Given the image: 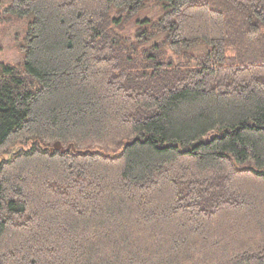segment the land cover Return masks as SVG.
Listing matches in <instances>:
<instances>
[{"label": "trees", "instance_id": "1", "mask_svg": "<svg viewBox=\"0 0 264 264\" xmlns=\"http://www.w3.org/2000/svg\"><path fill=\"white\" fill-rule=\"evenodd\" d=\"M1 6L0 264H264V0Z\"/></svg>", "mask_w": 264, "mask_h": 264}, {"label": "rangeland", "instance_id": "2", "mask_svg": "<svg viewBox=\"0 0 264 264\" xmlns=\"http://www.w3.org/2000/svg\"><path fill=\"white\" fill-rule=\"evenodd\" d=\"M1 1V0H0ZM4 1V0H2ZM159 11L149 8L144 13H141L138 18L155 17ZM27 18H17L7 15L4 8L0 7V60L10 63H20L22 53L20 51V43L25 34ZM135 19L127 28L126 33L131 35L135 30ZM15 152V150L13 151ZM262 193V192H261ZM261 201H263L261 199Z\"/></svg>", "mask_w": 264, "mask_h": 264}, {"label": "water", "instance_id": "3", "mask_svg": "<svg viewBox=\"0 0 264 264\" xmlns=\"http://www.w3.org/2000/svg\"><path fill=\"white\" fill-rule=\"evenodd\" d=\"M70 148H71V146L69 145L68 147H64L60 142H56L55 144H54V149H56V150H60L61 152H65V151H67V150H70ZM73 149H75V148H73Z\"/></svg>", "mask_w": 264, "mask_h": 264}]
</instances>
